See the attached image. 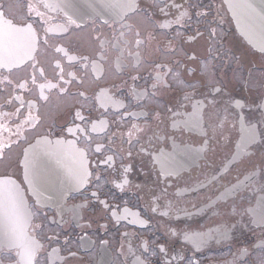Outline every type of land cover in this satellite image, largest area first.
<instances>
[{
  "label": "flooded vegetation",
  "instance_id": "1",
  "mask_svg": "<svg viewBox=\"0 0 264 264\" xmlns=\"http://www.w3.org/2000/svg\"><path fill=\"white\" fill-rule=\"evenodd\" d=\"M102 4L0 0V264H264V53L223 0Z\"/></svg>",
  "mask_w": 264,
  "mask_h": 264
},
{
  "label": "water",
  "instance_id": "2",
  "mask_svg": "<svg viewBox=\"0 0 264 264\" xmlns=\"http://www.w3.org/2000/svg\"><path fill=\"white\" fill-rule=\"evenodd\" d=\"M107 0H85L86 13H97ZM234 18L237 32L255 50L264 53V0H224ZM1 185V184H0ZM2 192H0L1 195ZM0 198V207L2 206ZM10 207V205H8ZM3 207V206H2ZM0 211V215H1ZM28 222V221H27ZM0 241L6 237L0 235Z\"/></svg>",
  "mask_w": 264,
  "mask_h": 264
},
{
  "label": "rangeland",
  "instance_id": "3",
  "mask_svg": "<svg viewBox=\"0 0 264 264\" xmlns=\"http://www.w3.org/2000/svg\"><path fill=\"white\" fill-rule=\"evenodd\" d=\"M250 98H251V97H250ZM250 98H249V99H250Z\"/></svg>",
  "mask_w": 264,
  "mask_h": 264
}]
</instances>
